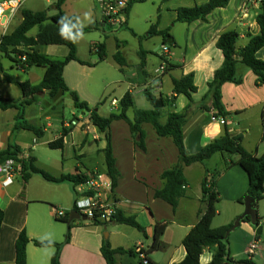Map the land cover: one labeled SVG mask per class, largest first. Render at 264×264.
I'll list each match as a JSON object with an SVG mask.
<instances>
[{
  "label": "crops",
  "instance_id": "crops-1",
  "mask_svg": "<svg viewBox=\"0 0 264 264\" xmlns=\"http://www.w3.org/2000/svg\"><path fill=\"white\" fill-rule=\"evenodd\" d=\"M51 1H54L55 4L56 0ZM76 1L83 0H68L64 4L65 15L67 17L76 16L80 27L96 23L98 29L90 33L79 34L81 37H78V34L75 36L78 58L91 66L73 61L65 67L64 80L69 90L75 92L80 101L87 103L90 109H96L98 114L105 118L113 113H118L120 101L126 93H130L134 101V107L127 112L130 119H134L136 110L150 111L153 109L147 98V91L157 99L175 97L174 103L162 110L159 120L161 124L167 122L170 114L184 113L189 104V100L184 95L174 94L173 79H180L193 73L197 87V92L193 94V100L195 103H200L208 92V84L213 80L216 70L222 66L224 61L222 52L216 46L218 37L224 32L235 31L239 34L237 49L245 48L251 37L259 35L260 28L257 24V17L264 11V0H231L226 8H219L212 12L208 17V22L196 21L188 25L176 22V11L183 7L201 6L209 0H170L169 4L173 2L167 8L170 15L164 20V15L161 14L157 21H159L158 29L169 30L171 39H168L165 44L162 37L154 36L161 42V52L156 55L147 46L148 41L145 44L144 40H151L148 38V31L150 26L157 21L155 23L147 21L146 23L150 24L149 28L145 32H139L134 26L132 16L134 4L144 2L130 0L136 3L133 4L127 15L126 25L122 29L111 32L122 36L121 31L128 30L131 36L139 41V47L134 51V55L139 61L129 60V43L117 39L116 53L121 54L126 65L121 71V67L113 56L117 73H108L106 71L108 65L105 66L108 56L100 62L99 58H94L93 52H91V47L94 44L105 43L106 45V42L98 41L101 39L99 32H102L105 38L109 34L105 31L107 27L103 23L100 0H93L89 7L77 10L74 8ZM178 1L180 4L175 6ZM19 17H21V23L22 10L11 22L0 23V41L4 35L12 33L19 26L11 31ZM38 31L37 28L35 35H31L30 32L29 36L36 37ZM131 31L137 36H134ZM87 34L88 37H85ZM140 37L145 38L139 39ZM165 45L169 47L167 55H164L162 51ZM80 46L82 50L87 46L89 52L86 54L80 52ZM47 47L52 46H37L35 50L53 58ZM27 50L32 52L30 48ZM61 53L64 59L68 54V49ZM256 56L264 61V48L259 50ZM4 59L8 62L5 63ZM0 62L3 64L6 74L15 77L21 83L29 81L32 85H39L46 72L44 68L40 67H34L30 71L21 69L1 52ZM164 63L167 66V72L159 76L157 69ZM18 72L26 74L29 79H20ZM237 75L243 79L241 85L226 83L222 87V102L229 114L224 118L227 122L226 125L221 124L218 120H213L216 111L212 107L211 99L206 102L210 111L197 109L184 124V140L189 154L201 151L220 137L227 127L231 135L242 137V146L245 150L256 157L264 155V86L256 85L257 77L244 65L237 67ZM2 81L0 83V98L5 101L23 99L18 87L20 93L12 95L10 88L15 85L5 83L4 77ZM40 96L49 97L57 102L64 101L66 97L72 101L73 99L70 92L52 98L47 91H43L38 93L35 102L25 107V120L42 129L43 137L50 130L55 131L53 138L44 143L49 148L50 143L61 137L64 126L69 122L65 121L63 117L59 119L60 116L54 113V107L51 104H48L46 112L32 109V105L38 103ZM113 101L117 102L115 106L112 105ZM107 102H110L111 108L116 111L111 112L110 110L109 115H104L102 109ZM17 114V109L0 110V152L7 150L10 145L18 146L21 155L36 159L35 165L37 166L38 158L33 156V152H36L39 139L32 132L15 130ZM44 117L48 121L47 126L32 124L33 120ZM79 118L82 120L80 126L66 129L71 132L65 138L64 148L61 149L63 150L62 170L58 175L51 174L54 177L74 175L78 171L86 174L88 178L94 173H106V166L102 172L99 167L89 168L84 163V159L88 156L87 150H91L93 147L91 146L92 142L99 146L104 134L100 133L93 124L85 122V119L89 118V112L84 111ZM79 118L76 117V119ZM54 119L56 125L52 122ZM142 130L145 133V151L135 145L130 127L125 121H114L110 127L115 165L121 175L114 190L118 199L116 208L128 216H135L139 224L144 227V232L128 225L101 226L90 222L74 221L72 222L70 241L64 245L61 252L60 264H107L101 252L105 240L110 243L113 249L125 251L116 255V264H141L139 257L134 252L138 245L143 246L149 264H180L188 254L183 241L197 226L201 217L200 212L205 213L207 210V205L202 202V183L207 169L212 172L222 171L216 182V190L221 200L217 205L218 215L213 220L212 229L233 225L244 213L245 206L242 201L248 195V175L237 164L228 170H223L226 162L238 160L235 155L217 154L208 160L206 165L194 163L186 166L184 175L189 187L175 211L168 203L157 199L155 192L163 186L161 176L178 162L179 152L173 139L158 136L152 124H143ZM27 134L33 136L30 144L25 143ZM105 147L106 142L100 148L97 147V151L102 153ZM73 159L76 162L72 164ZM70 160L71 165L67 167L65 164ZM37 167L44 170L43 167ZM46 172L50 174L49 171ZM75 200L76 189L69 182L52 184L39 175H33L27 183H24L23 176H18L11 186L4 187L0 180V209L5 213L0 238V264H15V244L18 235L23 230L31 240L27 246V264H50L55 248H39L32 241L64 243L67 228L54 223H61L55 218V210H64L68 218L71 211H74ZM256 208L259 218L262 219L260 225H264V200L258 201ZM163 222H169V226L162 237V248L149 254L154 240L155 226ZM61 224L67 226L66 223ZM257 236L259 235L256 233V228L251 225L250 221L242 222L228 237L232 258L235 261L248 259L249 246L258 241L260 253L254 256L253 260L256 262V258H259L264 261V228L259 238ZM213 255V250H204L198 257V264H209Z\"/></svg>",
  "mask_w": 264,
  "mask_h": 264
},
{
  "label": "trees",
  "instance_id": "trees-1",
  "mask_svg": "<svg viewBox=\"0 0 264 264\" xmlns=\"http://www.w3.org/2000/svg\"><path fill=\"white\" fill-rule=\"evenodd\" d=\"M68 0H56L54 9L56 14L49 16L47 11L33 12L29 10L22 11V21L19 26L10 34L4 35L0 41V52L9 58L13 63L26 71L40 67L46 70L45 75L39 85H32L29 81L18 82L15 77L8 76L5 72L3 64L0 62V83L2 78H5V83H10L18 87L22 94L20 101H5L0 98V110L8 111L17 109L15 130H26L32 132L38 139L43 137V130L29 124L25 120V107L36 101L38 93L47 91L49 96L55 98L59 94L70 92L74 106L78 110L89 112L90 121L100 133L104 134L106 147L102 150L105 158L106 174L112 179L114 188H116L120 179V173L116 168L115 159L113 156L112 141L110 127L114 121H125L131 130L135 145L141 150H146L145 133L142 130V125L145 123L152 124L160 137H170L173 139L179 152L178 162L165 171L162 176L163 186L155 192V197L160 199L170 206L175 211L180 200L186 195L189 183L184 175V168L194 163L206 165V162L217 154L235 155L238 157L236 162H226L223 170H228L233 165L237 164L247 173L249 178L248 195L253 196L257 202L264 200V155L256 157L249 153L242 146V137L233 136L225 127L223 134L204 147L196 154H189L186 150L183 127L187 120L197 110H207L210 108L206 102L212 100V107L216 111L215 117L225 118L227 113L222 102V87L226 83H234L241 85L242 77L237 75V67L244 65L248 67L257 77L256 85L264 86V61L257 58L259 50L264 48V11L258 15L257 24L260 28L259 35L251 37L247 46L241 50L237 49L239 34L235 31H227L222 33L218 39L216 46L222 52L224 61L222 66L216 70L213 80L208 84V92L200 103H195L193 94L197 92L195 85V75L193 73L183 76L180 79H173V90L176 95H184L189 104L184 113H173L168 116L165 124L160 123L162 110L174 103L173 98L160 97L155 98L146 92L148 100L151 102L153 109L150 111L136 110L134 119H130L127 112L134 107L133 97L130 93H126L119 104L118 113H113L105 118L98 114L96 109H90L89 105L80 101L75 92H71L64 80L65 67L75 61L82 65L91 66V64L81 61L77 55V47L75 44L76 34L90 33L98 29L96 23H91L87 27L78 25L76 16L67 17L63 11V6ZM141 0L139 2H145ZM231 0H209L204 5L195 7L179 8L176 22L184 24H192L196 21L208 22V17L219 8H226ZM134 1H130L127 15L131 11ZM159 21L152 24L148 31V38L159 36L163 38V42L167 44L168 39H171L169 30H159ZM126 25V24H125ZM38 28L36 37L29 36V33ZM67 29V33H65ZM134 36H137L131 31ZM145 37H140L143 39ZM37 46H65L68 49L67 56L62 60H56L48 55L41 54L35 50ZM172 46V45H170ZM26 48V49H25ZM30 48L32 52H29ZM91 52H95L99 56V61L106 59L105 43L94 44L91 47ZM25 56L23 62L20 58ZM114 60L121 67L126 65L123 57L119 52L114 55ZM170 69V67H169ZM71 130L64 129L61 137L50 143V149L61 150L64 148V140ZM21 154L18 146L10 145L7 150L0 152V164L11 158H16ZM36 159L28 157L23 161L22 176L24 183H27L33 175L41 176L45 181L52 184H62L65 182L71 183L74 187L88 180L86 174L78 171L74 175H62L54 177L48 172L38 168L35 165ZM222 171L206 170V174L202 183V202L207 205L205 213L200 212V220L192 232L184 239L183 245L188 251V254L180 264H198L199 255L206 249L214 251L213 259L209 264H258L253 258L235 261L230 252V240L226 239L227 231L233 226L212 229L213 220L218 215L217 205L221 198L216 190V182ZM112 199L118 202L115 193ZM244 201V200H243ZM242 201V202H243ZM260 219V218H259ZM5 220V213L0 209V238ZM61 223L67 224V234L64 243H54L50 241L33 240L32 242L39 248H55V252L51 258L50 264H60L61 252L66 243L70 241L72 223H69V217L66 219H57ZM249 221V217L246 218ZM262 220V219H260ZM108 224L128 225L135 229L144 232L135 216H128L120 210H116L110 223H96V225L107 226ZM169 226V222L158 223L155 226L154 240L149 254L155 253L162 248V237ZM259 238V236H257ZM31 242L23 230L16 240L15 264H27V246ZM102 255L107 264H116V255L124 253L123 249H113L110 243L105 240L101 248Z\"/></svg>",
  "mask_w": 264,
  "mask_h": 264
},
{
  "label": "rangeland",
  "instance_id": "rangeland-1",
  "mask_svg": "<svg viewBox=\"0 0 264 264\" xmlns=\"http://www.w3.org/2000/svg\"><path fill=\"white\" fill-rule=\"evenodd\" d=\"M170 0H147L144 3H136L134 4V10H133V16H132V21L134 23V26L139 30V32H145L150 24L146 23L151 22V23H155L157 21V18L159 15L163 14L164 15V20L167 19L168 15H170L167 12V8L169 5H171L173 2H170ZM91 2H93V0H83V1H76L74 2V8L77 10L78 8H87L89 7L91 4ZM179 1L175 3L176 5H179ZM170 8V7H169ZM23 9L25 10H29V11H33V12H38V11H47L48 15H52L55 14L56 11L54 9V1H48V0H27L25 2V4L23 5ZM22 9V11H23ZM20 19L21 17H19V20L16 21V23L13 25V28L11 29V31L13 29H15L19 24H20ZM1 31V30H0ZM106 33H109L108 36L105 38L102 34V32H99V35L101 36V39L98 40L99 42H106V46H107V62L105 64L108 65L106 71L108 73H117L116 70V66L113 62V56L116 53V40H120V41H125L129 43V60L132 61H137L138 58L134 55V51L136 50V48L139 47V41H136L130 34V32L128 30H123L121 31L122 36H119L118 33L115 34L116 32H114L112 34V30L107 28L105 29ZM37 32V28L33 31H31V35H35V33ZM78 37H81V35L78 34ZM88 37V34L87 36ZM94 38H96L97 36H93ZM151 40H144L145 44L146 41L147 42V46H149L154 54H158L161 52V42L159 41V39H156L155 37L150 38ZM49 49V54H52L54 59L57 60H62L63 59V54L61 53V51H65L67 50V47L65 46H57V47H47ZM87 46L83 48H81L80 46V52H84V54H86V52H89V49H87ZM54 52V53H53ZM92 56L94 58H99L98 55L93 52ZM139 61V60H138ZM4 62L7 63L8 61L6 59H4ZM33 69V68H32ZM31 70V69H30ZM28 70V71H30ZM18 76L20 77V79L22 78L23 80H27L29 79V77L26 74H21L20 72L17 73ZM10 92L12 95H18V93H20V91L18 90L17 87L12 86L10 88ZM113 96V95H112ZM48 104H51L52 107H54V113H56L57 115H59V119L61 117H63V119L67 122H71L73 119H75L76 117H81L84 113V111L82 110H78L76 108H74V104L73 101L69 98L66 97L64 99V101H60L57 102L53 101L51 98L49 97H44V96H40L38 98V103L32 105V109L38 110L40 112H46L48 109ZM44 110V111H43ZM115 112L116 109L111 108V104L110 102H107L105 104V106L102 109V112H104V115H109L110 112ZM55 119L52 121L53 124ZM32 124L36 125V126H40V125H46L48 124V121L46 120V118H38L36 120L32 121ZM60 124V123H59ZM56 125V124H54ZM55 134V131L50 130L49 132H47L45 134V136L41 139H39L38 144L36 145L37 149L36 152H33V156H35L36 158H38V163L37 166L39 167H43L44 170L49 171L50 174L53 175H58L60 174V170H62V163H63V150H51L49 148H47V146L44 145V143L47 140H51L53 138V135ZM28 137L25 140L26 144H30L32 142L33 136L32 134H27ZM106 142L105 137L102 136L101 138V142H99V146H97V144L95 142H92V149H88L87 150V155L86 158L84 159V163L87 167L89 168H95V167H99L100 170L103 172L104 171V164H105V158H104V154L103 153H99V151H97V147L100 148V146L104 145ZM75 159H73V163H75ZM67 167L71 165V160L70 162H67V164H65ZM40 179V178H39ZM57 226L60 227H66L65 225L61 224V223H57L54 222ZM264 258V255H263ZM264 260V259H263ZM256 262L259 264H262L264 261H261L259 258H256Z\"/></svg>",
  "mask_w": 264,
  "mask_h": 264
},
{
  "label": "built area",
  "instance_id": "built-area-1",
  "mask_svg": "<svg viewBox=\"0 0 264 264\" xmlns=\"http://www.w3.org/2000/svg\"><path fill=\"white\" fill-rule=\"evenodd\" d=\"M27 0H0V23L11 22L18 13L23 9V5ZM130 0H100L101 13L104 25L110 30H119L124 28L127 20V9ZM162 51L164 55L169 54V47L163 46ZM23 62L26 57L20 58ZM167 72V66L164 63L159 69L157 74L164 75ZM116 101L112 102L115 106ZM213 120L220 121L221 124L226 125L227 122L224 118L213 117ZM85 122L90 124L89 118ZM82 124V120L73 119L64 129H71ZM92 124V123H91ZM27 157L19 154L16 158L6 160L0 164V180L4 187L11 186L16 177L22 176L23 161ZM76 200L74 203V211L80 215L87 217L90 223H110L116 213V202L112 199L114 193V184L112 179L106 173H94L87 181L82 184L76 185ZM55 218L66 219L67 213L62 209L55 210ZM135 254L139 257L141 264H149L148 256L142 245H138L134 249ZM260 253L259 242H253L247 254L249 258Z\"/></svg>",
  "mask_w": 264,
  "mask_h": 264
},
{
  "label": "water",
  "instance_id": "water-1",
  "mask_svg": "<svg viewBox=\"0 0 264 264\" xmlns=\"http://www.w3.org/2000/svg\"><path fill=\"white\" fill-rule=\"evenodd\" d=\"M245 206L244 213L234 222L233 226L227 231L225 238L228 239L230 233L237 229L242 222L246 220L247 217H249V221L252 226L256 228V233L260 236L262 234V230L264 228V225H260V219L258 215V211L256 208L257 200L251 196L247 195L243 201ZM84 221L88 222L87 217L80 215L77 211H71L69 215V223H72L74 221ZM107 234L105 235V237Z\"/></svg>",
  "mask_w": 264,
  "mask_h": 264
},
{
  "label": "clouds",
  "instance_id": "clouds-1",
  "mask_svg": "<svg viewBox=\"0 0 264 264\" xmlns=\"http://www.w3.org/2000/svg\"><path fill=\"white\" fill-rule=\"evenodd\" d=\"M64 31H65V33H67V31H68V30H67V29H65Z\"/></svg>",
  "mask_w": 264,
  "mask_h": 264
}]
</instances>
